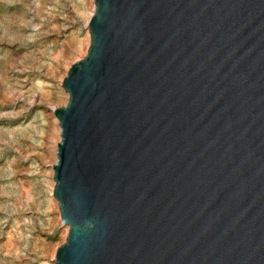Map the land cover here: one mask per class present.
<instances>
[{"label":"water","instance_id":"obj_1","mask_svg":"<svg viewBox=\"0 0 264 264\" xmlns=\"http://www.w3.org/2000/svg\"><path fill=\"white\" fill-rule=\"evenodd\" d=\"M62 87L54 264H264V0H95Z\"/></svg>","mask_w":264,"mask_h":264},{"label":"rangeland","instance_id":"obj_2","mask_svg":"<svg viewBox=\"0 0 264 264\" xmlns=\"http://www.w3.org/2000/svg\"><path fill=\"white\" fill-rule=\"evenodd\" d=\"M95 0H0V264H54L69 227L53 197L69 69Z\"/></svg>","mask_w":264,"mask_h":264}]
</instances>
